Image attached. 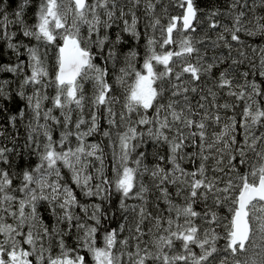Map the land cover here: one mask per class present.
<instances>
[{"label": "snow or ice", "instance_id": "6c2138e0", "mask_svg": "<svg viewBox=\"0 0 264 264\" xmlns=\"http://www.w3.org/2000/svg\"><path fill=\"white\" fill-rule=\"evenodd\" d=\"M0 264H264V0H0Z\"/></svg>", "mask_w": 264, "mask_h": 264}]
</instances>
